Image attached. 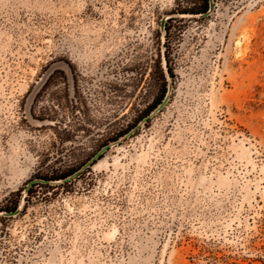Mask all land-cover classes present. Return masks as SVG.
Returning a JSON list of instances; mask_svg holds the SVG:
<instances>
[{
    "label": "rangeland",
    "instance_id": "374dc122",
    "mask_svg": "<svg viewBox=\"0 0 264 264\" xmlns=\"http://www.w3.org/2000/svg\"><path fill=\"white\" fill-rule=\"evenodd\" d=\"M214 1L0 0V264H264V0Z\"/></svg>",
    "mask_w": 264,
    "mask_h": 264
},
{
    "label": "water",
    "instance_id": "95a60500",
    "mask_svg": "<svg viewBox=\"0 0 264 264\" xmlns=\"http://www.w3.org/2000/svg\"><path fill=\"white\" fill-rule=\"evenodd\" d=\"M215 8H216V5H215V1L214 0H210V8H209V10H208V12L207 13H205V14H203L202 15V17H207V16H209L214 10H215ZM166 21H167V19L165 18L163 21H162V30H165V25H166ZM167 73H168V69H167ZM169 74V73H168ZM170 76V75H169ZM167 102H168V97H166V99L164 100V102L159 106V108H158V110L157 111H159V110H161L166 104H167ZM152 116L151 115H149L148 117H146V118H144V121L142 122V123H144V122H146L148 119H150ZM141 126L139 125V126H137V127H135L127 136H126V138L127 137H129V136H131L132 134H134L139 128H140ZM124 137V136H123ZM121 141H119L118 143H120ZM112 147V145H108V146H106V147H104L90 162H88L83 168H82V170L81 171H83V170H85V169H87L88 167H90V166H92L93 164H94V162L95 161H97V160H100V158H101V156L105 153V152H107L110 148ZM79 172H77L76 174H74V175H72V176H70V177H68V178H66V179H64V181H68L69 179H72V178H74L77 174H78ZM41 182H45V183H48L49 181H43V180H40ZM37 181H33V182H31L30 184H29V186L27 187V189H26V191H28L29 190V188L34 184V183H36ZM19 214V211L17 210V211H15V212H11V213H6V215L7 216H13V215H18Z\"/></svg>",
    "mask_w": 264,
    "mask_h": 264
},
{
    "label": "trees",
    "instance_id": "16d2710c",
    "mask_svg": "<svg viewBox=\"0 0 264 264\" xmlns=\"http://www.w3.org/2000/svg\"><path fill=\"white\" fill-rule=\"evenodd\" d=\"M209 8H210V0H204V5H203V8H202V11H201V12H193V11H189V12H184V13H182V14H183V15H195V16L203 15V14H205V13L208 12ZM165 59H166V64H167L168 73H169L170 77L173 78L172 71H171V69L169 68V63H168V58H167V56H165ZM165 96H166V93H165V95L162 96V98L159 100V102H157V103L155 104L154 108L146 113V115L144 116V118L148 117V116H149V115H150V114H151L156 108H158V107L162 104V102L164 101ZM144 118H143V119H144ZM125 135H126V133L123 134V135H121L120 138L123 137V136H125ZM71 175H72V174H67V175H65V176H61L60 178L55 179V181H61V180H64V179L70 177ZM48 181H53V180H48ZM18 207H19V204L16 203L15 205H13V206L10 208V210H6L5 212H6V213L15 212V211L18 210Z\"/></svg>",
    "mask_w": 264,
    "mask_h": 264
}]
</instances>
